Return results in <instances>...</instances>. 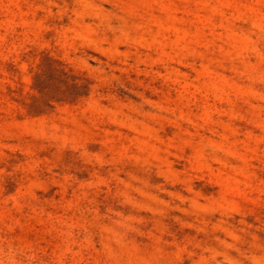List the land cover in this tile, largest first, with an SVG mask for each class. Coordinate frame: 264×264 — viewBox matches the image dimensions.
I'll list each match as a JSON object with an SVG mask.
<instances>
[{"label":"rangeland","instance_id":"374dc122","mask_svg":"<svg viewBox=\"0 0 264 264\" xmlns=\"http://www.w3.org/2000/svg\"><path fill=\"white\" fill-rule=\"evenodd\" d=\"M0 264H264V0H0Z\"/></svg>","mask_w":264,"mask_h":264}]
</instances>
